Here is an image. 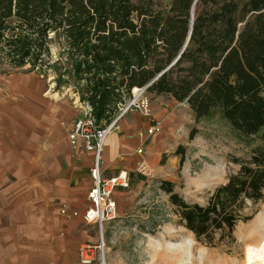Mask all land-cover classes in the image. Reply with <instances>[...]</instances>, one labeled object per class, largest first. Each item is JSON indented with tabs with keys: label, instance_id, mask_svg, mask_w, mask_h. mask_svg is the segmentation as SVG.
I'll list each match as a JSON object with an SVG mask.
<instances>
[{
	"label": "trees",
	"instance_id": "1",
	"mask_svg": "<svg viewBox=\"0 0 264 264\" xmlns=\"http://www.w3.org/2000/svg\"><path fill=\"white\" fill-rule=\"evenodd\" d=\"M194 2L0 0V64L52 78L56 92L71 89L99 128L158 78L146 93L186 104L197 124L215 121L247 147L260 138L249 156L232 160L238 170L206 205L160 183L179 225L212 245L218 236L233 240L250 220L247 204L264 202V0H198L185 47Z\"/></svg>",
	"mask_w": 264,
	"mask_h": 264
},
{
	"label": "rangeland",
	"instance_id": "2",
	"mask_svg": "<svg viewBox=\"0 0 264 264\" xmlns=\"http://www.w3.org/2000/svg\"><path fill=\"white\" fill-rule=\"evenodd\" d=\"M52 55L56 60L55 49ZM51 80L30 73L29 68L12 70L0 64L1 107L4 105L5 110H10L11 99L32 96L19 92L23 89L33 94L41 87L42 96L48 98L74 97L71 89L56 92ZM147 96L150 112L143 115L144 119L150 127L160 124L162 131L150 140L147 150L143 148L142 154L138 153L140 159L136 163L135 176L128 189L115 194L116 215L104 223L103 236L96 223L98 243L84 244L98 247L103 241L104 259L96 249L92 264H102V260L104 264H245L246 246H257L264 240V202L247 204L244 216L250 220L237 225L233 240L229 237L220 240L218 236L215 243L206 245L179 225L160 183L171 182L187 202L206 205L216 188L224 185L229 175L238 170L232 160L249 156L251 150L260 145V138L252 139V147L240 145L215 121L197 124L186 104L168 97ZM128 112L141 113L136 109ZM194 129L199 133L191 140ZM140 163L147 166L144 173L138 170ZM139 175L145 176L146 180H141ZM86 204L87 210L91 203L87 200ZM61 208L67 210L65 206ZM150 216H154L155 222L149 223ZM165 219L171 221L164 222ZM144 230H155V233ZM80 247L77 248L78 255ZM161 252L164 253L160 255ZM76 264L81 263L78 260Z\"/></svg>",
	"mask_w": 264,
	"mask_h": 264
},
{
	"label": "crops",
	"instance_id": "3",
	"mask_svg": "<svg viewBox=\"0 0 264 264\" xmlns=\"http://www.w3.org/2000/svg\"><path fill=\"white\" fill-rule=\"evenodd\" d=\"M24 90L32 96L11 99L10 110L0 104V264H76L79 245L98 243L97 224L83 217L94 155L69 139L80 99ZM143 115L127 112L107 138L103 177L134 173L138 149L154 138Z\"/></svg>",
	"mask_w": 264,
	"mask_h": 264
},
{
	"label": "built area",
	"instance_id": "4",
	"mask_svg": "<svg viewBox=\"0 0 264 264\" xmlns=\"http://www.w3.org/2000/svg\"><path fill=\"white\" fill-rule=\"evenodd\" d=\"M145 88L134 90L133 98L125 105L116 119L109 126L104 128L97 127L95 121L90 116L91 110L88 107L80 104L83 114L76 120L69 134L71 145L76 146L80 142L82 147L87 152L94 155V163L91 169L93 186L88 194L91 207L85 211L83 217L87 223H97L101 228L102 236L104 223L112 220L116 215V203L114 201L115 191L118 189L129 188V176L126 171H122L117 176L112 178L103 177L101 164L105 144L109 135L116 128L118 121L128 111L131 109H136L144 115L149 114L150 99L147 96ZM161 131V125L157 124L151 126L147 130V135L149 137L155 136L161 133ZM138 153L142 154V150L139 149ZM138 168L139 172L143 173L147 170L145 163H140ZM61 213L65 216L68 215L66 209H63ZM73 216H77V213H74ZM96 249L100 251L102 254L101 257L104 259V244L102 241L98 247L86 245L80 248L81 264H92L95 261Z\"/></svg>",
	"mask_w": 264,
	"mask_h": 264
},
{
	"label": "bare ground",
	"instance_id": "5",
	"mask_svg": "<svg viewBox=\"0 0 264 264\" xmlns=\"http://www.w3.org/2000/svg\"><path fill=\"white\" fill-rule=\"evenodd\" d=\"M180 248V247H179ZM164 252H161L162 255ZM193 256V255H192ZM102 264L103 260H102ZM163 264H170L164 262ZM245 264H264V240L257 246H246V262Z\"/></svg>",
	"mask_w": 264,
	"mask_h": 264
},
{
	"label": "water",
	"instance_id": "6",
	"mask_svg": "<svg viewBox=\"0 0 264 264\" xmlns=\"http://www.w3.org/2000/svg\"><path fill=\"white\" fill-rule=\"evenodd\" d=\"M197 5H198V0H195L194 4H193V7H192V11H191V15H192V19H191V27H190V31H189V36H188V39H187V42L185 44V47L187 46L188 42H189V39L192 35V29H193V23H194V20H195V15H196V8H197ZM184 47V49H185ZM158 78H156L155 80H157ZM153 80L146 88L145 90H147L152 84L153 82L155 81Z\"/></svg>",
	"mask_w": 264,
	"mask_h": 264
}]
</instances>
